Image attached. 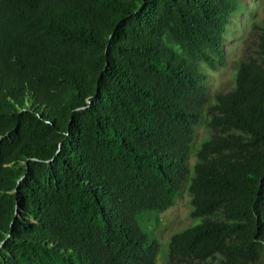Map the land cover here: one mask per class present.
Instances as JSON below:
<instances>
[{"label":"trees","instance_id":"16d2710c","mask_svg":"<svg viewBox=\"0 0 264 264\" xmlns=\"http://www.w3.org/2000/svg\"><path fill=\"white\" fill-rule=\"evenodd\" d=\"M242 6L0 0V264H157L137 218L184 190L163 264H264V23L205 70Z\"/></svg>","mask_w":264,"mask_h":264},{"label":"rangeland","instance_id":"374dc122","mask_svg":"<svg viewBox=\"0 0 264 264\" xmlns=\"http://www.w3.org/2000/svg\"><path fill=\"white\" fill-rule=\"evenodd\" d=\"M240 1L243 5V10L233 16L227 31V40L224 44V65L218 70L205 67L208 75L207 86L210 89V93L221 89H229L234 85L237 64L242 58L246 40L252 30L253 23H264V0ZM201 66L204 67V64L201 63ZM206 132L203 126L198 127L197 141L202 140ZM190 211V194L184 190L167 210L161 213L149 212L137 218L140 227L147 229L151 235L160 241L161 246L158 252L157 264H163L166 259L170 236L174 232L199 220V218H193Z\"/></svg>","mask_w":264,"mask_h":264}]
</instances>
